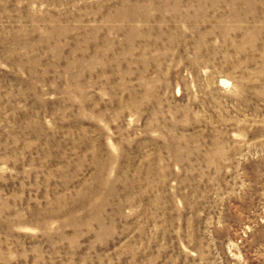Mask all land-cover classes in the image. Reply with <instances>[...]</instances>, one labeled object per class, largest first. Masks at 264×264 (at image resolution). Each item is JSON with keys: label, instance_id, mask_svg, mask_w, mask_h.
<instances>
[{"label": "rangeland", "instance_id": "rangeland-1", "mask_svg": "<svg viewBox=\"0 0 264 264\" xmlns=\"http://www.w3.org/2000/svg\"><path fill=\"white\" fill-rule=\"evenodd\" d=\"M0 264H264V0H0Z\"/></svg>", "mask_w": 264, "mask_h": 264}]
</instances>
